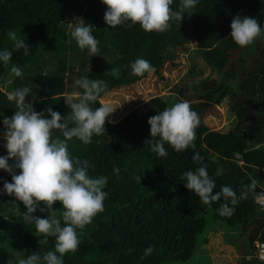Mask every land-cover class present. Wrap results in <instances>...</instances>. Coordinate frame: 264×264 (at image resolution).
I'll return each instance as SVG.
<instances>
[{
  "label": "trees",
  "instance_id": "obj_1",
  "mask_svg": "<svg viewBox=\"0 0 264 264\" xmlns=\"http://www.w3.org/2000/svg\"><path fill=\"white\" fill-rule=\"evenodd\" d=\"M171 7L179 11L180 0H174ZM74 10L72 0H0V50L12 52L8 66L0 64V81L12 66L20 67L23 77L13 75L9 84L13 92L30 88L26 102L37 112H44L50 118L46 110L52 107L62 116L69 114L64 96L82 91L76 81L83 77L104 80L106 94L141 81L149 73L133 75L131 63L137 58L150 61L155 68L153 72L165 79V64L178 66L180 50H184L190 52L192 61L187 76L191 83L183 82L186 85L182 88L176 87L181 101L185 98L191 107H209L229 97L236 123L229 131L222 132L212 130L200 119L195 149L189 147L176 152L165 144L168 156L159 159L145 144V140L151 138L148 120L169 107V103L162 96H154L116 123L107 117L104 132L94 135L90 144L76 138L69 141L70 153L81 160L87 159L92 165L90 175L108 178L104 189L108 195L103 202L104 210L82 232L78 230L80 245L75 253L64 256V264L186 262L198 251L199 237L206 229V216L211 211L215 220L239 229L246 238L241 262L264 264L256 256V242L264 241V207L254 198L264 192V37L241 47L230 36L231 22L237 14L256 18L264 27V0H199L194 14H184L181 26L174 23L162 33L146 32L138 23L130 22L109 27L99 13L101 22L93 28V34L99 41L100 51L93 57L77 44L70 54L63 50L67 33L62 25ZM9 31L30 44L28 56L23 55V49L14 48ZM191 38L196 41L192 50L189 48ZM55 40L57 44L51 47ZM224 40L231 41L232 46L226 49ZM204 66L216 74L223 73L224 81L219 84L214 77L196 81ZM189 87L196 90L195 96H188ZM6 94L0 88V113H3L0 128L3 129V118L15 112V104L7 100ZM104 95L93 108L101 105ZM194 98L201 102L191 104ZM192 110L198 111L197 108ZM54 135L62 138L58 130ZM197 152L216 181L213 194L222 186H231L239 195L255 181L256 188L234 206L231 216H221L217 211L223 199L209 207L182 181L185 171L200 166L193 160ZM233 154L236 157L230 156ZM4 155L7 153L0 156ZM14 161L12 158L9 163L14 164ZM114 166L121 169L119 174ZM141 172L151 179L145 180L139 175ZM11 179V174L0 170V188L4 180L11 182ZM156 182L166 187L149 191ZM13 196L0 195V205ZM21 206L25 207L23 202ZM61 223L63 226L62 220ZM22 224H25L23 220ZM32 225L25 224L24 228ZM43 239L41 234L33 232L22 238L24 258L33 253L43 256L55 250V237H48L47 243L40 244ZM149 246L154 247L153 253L141 259Z\"/></svg>",
  "mask_w": 264,
  "mask_h": 264
},
{
  "label": "clouds",
  "instance_id": "obj_2",
  "mask_svg": "<svg viewBox=\"0 0 264 264\" xmlns=\"http://www.w3.org/2000/svg\"><path fill=\"white\" fill-rule=\"evenodd\" d=\"M107 5L104 19L109 27L130 22L139 24L146 32H166L174 23H179L184 14L195 13L199 0H180V10H174L171 5L174 0H101ZM71 23L70 37L75 40L81 50L87 49L93 57L98 55L99 41L93 34V25L86 24L81 17H76ZM232 40L241 47L253 44L258 38L264 37V27L256 18L236 15L231 22ZM8 37L14 42L16 50L23 49V55L30 54V44L18 38L15 32L9 31ZM12 58L9 50H0V64L8 66ZM133 75L144 76L155 71L150 61L137 58L131 63ZM11 73L15 77H23L20 67L12 66ZM82 91L66 93L65 103L70 113L61 115L52 107L47 108L48 118L44 112H37L26 102V97L32 91L28 87L18 88L6 94L7 100L14 102L15 112L11 117L3 118L5 131L4 147L7 155L0 156V170L11 174V182L4 180L0 195H14L22 201L27 211L23 212V220L27 225H35L36 232L44 239L39 243H47L48 237H55V250L47 251L43 256L33 253L27 258L10 259L7 264H64L67 253H75L80 245L79 232L92 222V219L104 210V200L108 193L104 190L108 178L90 175V165L87 159L74 157L68 142L73 138L84 144H90L94 135H100L105 130L106 118L114 110L110 103L101 102L93 108L98 98L106 94L107 84L102 79L83 77L76 81ZM3 113H0L2 116ZM150 139L145 140L156 158H166L168 151L165 144L170 145L176 152L191 147L195 149L196 129L200 126V118L191 109L188 101H180L149 117ZM71 125V126H70ZM58 130L61 136H55ZM15 158V163L9 160ZM193 160L200 163L195 170L185 171L181 179L185 186L196 194L201 202L211 206L213 202L223 199L224 203L217 209L221 216H231L235 205L246 199L249 191L256 188L252 181L250 189L239 195L231 186H222L216 191L215 179L208 173L203 157L197 152ZM242 163V162H241ZM19 169V173H17ZM119 174L121 169L114 166ZM261 175V173H260ZM257 202L264 204V192L254 196ZM50 211L47 218L34 216L37 208L41 212L45 207ZM62 204V221L56 219L53 204ZM231 205V206H230ZM154 247L144 250V259L151 255ZM264 260V255L260 256Z\"/></svg>",
  "mask_w": 264,
  "mask_h": 264
},
{
  "label": "rangeland",
  "instance_id": "obj_3",
  "mask_svg": "<svg viewBox=\"0 0 264 264\" xmlns=\"http://www.w3.org/2000/svg\"><path fill=\"white\" fill-rule=\"evenodd\" d=\"M75 3V10L68 16L63 22V31L67 33L63 50L66 54L73 52L72 47L76 42L70 37L71 23L74 22L76 17H81L85 20L86 24H92L95 28L99 22V13L101 19H104L107 5L103 4L101 0H72ZM100 10V12H99ZM117 27V26H115ZM64 40L61 38V41ZM57 44V41H53L51 47ZM223 44L226 49L232 46L231 41L224 40ZM14 46V45H13ZM196 47V41L191 38L189 42V48L192 50ZM189 51L180 50L177 62L178 66H173L170 63H166L164 67L165 79H162L160 75L154 72L148 74V76L141 81L131 84L130 86H122L115 88L111 92L105 94L101 98V102L110 103L113 107V112L109 114V120L112 123H116L124 116H126L131 110L142 105L148 99L154 96H162L169 103V107L177 102L181 101V96L177 93L176 87L182 88L188 80V72L191 68V60L189 58ZM201 60L200 58L198 59ZM200 76L196 81L203 79H210L211 77L217 78V82L221 84L224 81L225 75L223 73H215L208 66L202 68ZM13 78L11 71L7 72L4 78L0 81V88L5 92H13L10 81ZM69 88V87H68ZM196 91V90H195ZM189 87L188 96H195V92ZM185 101H188L184 98ZM191 104L196 105L201 101L196 98L190 100ZM197 108V114L212 130L227 132L232 129L236 123L235 114L231 110V99L226 97L217 101L212 106H197L191 107V109ZM5 129L0 128V155L7 153L4 147L3 132ZM236 157L234 154L230 155ZM241 162V161H240ZM15 163V161H14ZM19 173V169L16 170ZM260 174V172H258ZM145 180H150V176L141 172L139 173ZM98 177V176H97ZM166 186L163 183L156 182L149 191L155 192L162 190ZM14 202V204H12ZM21 202L15 196L10 201H6L0 205V207L9 205L8 208H0V264H7L12 259L19 260L24 258V248L22 250V238L31 234H38L35 229V225L29 228H24L25 224H22L23 212H26V207L21 206ZM41 207H45V211L41 212L39 208L33 213L34 216H40L47 218L50 215V211L43 201L40 202ZM53 209L56 210V219L62 220V204L60 201H56L53 204ZM207 226L203 234L199 237L198 251L197 253L186 262H167L166 264H243L241 262L242 252L246 243V238L241 236L239 229H233L226 224L213 218L212 211L206 216ZM24 221V220H23ZM25 222V221H24ZM208 241H205V240Z\"/></svg>",
  "mask_w": 264,
  "mask_h": 264
},
{
  "label": "built area",
  "instance_id": "obj_4",
  "mask_svg": "<svg viewBox=\"0 0 264 264\" xmlns=\"http://www.w3.org/2000/svg\"><path fill=\"white\" fill-rule=\"evenodd\" d=\"M260 205H261L262 207H264V204L260 203ZM256 248H257V250H256V256H257V258H258L259 260H261V259H260V256H261V255H264V241H257V242H256ZM261 261L264 262V260H261Z\"/></svg>",
  "mask_w": 264,
  "mask_h": 264
},
{
  "label": "crops",
  "instance_id": "obj_5",
  "mask_svg": "<svg viewBox=\"0 0 264 264\" xmlns=\"http://www.w3.org/2000/svg\"><path fill=\"white\" fill-rule=\"evenodd\" d=\"M261 206V205H260ZM262 207V206H261Z\"/></svg>",
  "mask_w": 264,
  "mask_h": 264
}]
</instances>
